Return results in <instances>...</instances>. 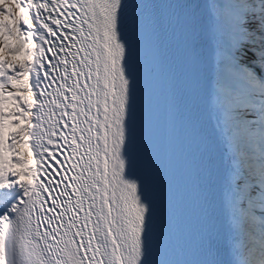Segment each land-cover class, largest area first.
Wrapping results in <instances>:
<instances>
[{
  "label": "snow or ice",
  "instance_id": "snow-or-ice-1",
  "mask_svg": "<svg viewBox=\"0 0 264 264\" xmlns=\"http://www.w3.org/2000/svg\"><path fill=\"white\" fill-rule=\"evenodd\" d=\"M0 34L36 157L12 166L0 107V264H264V0H0Z\"/></svg>",
  "mask_w": 264,
  "mask_h": 264
},
{
  "label": "rangeland",
  "instance_id": "rangeland-1",
  "mask_svg": "<svg viewBox=\"0 0 264 264\" xmlns=\"http://www.w3.org/2000/svg\"><path fill=\"white\" fill-rule=\"evenodd\" d=\"M221 0H213L212 3L222 4L220 2ZM18 12V10H16ZM14 27V25H13ZM26 31V29H25ZM21 39H24V37H21ZM9 43L14 47L17 43L16 36H12L9 38ZM24 56L27 59L28 54L26 48H22L19 52H10L6 49L4 44V38L3 35L0 34V60H8V61H16V66L19 67V60L20 56ZM19 58V60H18ZM10 67V66H9ZM259 71V69H257ZM261 74V73H260ZM13 75L19 76V81L17 82L16 89H12L9 87L8 89L3 91V101L0 102V107L3 108V111L5 113L6 121L4 122V129H3V136H4V142L7 143L6 146H8L9 143H13L15 146L16 151L10 152L8 149L6 153H9L10 158L16 157L19 160L25 161L26 160V152H25V146H24V138L25 135L17 136L15 140L13 141L11 139V134L19 132L21 128H23L26 125V121L24 118L19 115V112L21 110L28 111L27 108L24 107L26 102H30V94L28 91V85L26 83L27 78L22 73H13ZM10 112H16V115H8ZM254 117H249V119H252ZM8 148V147H7ZM24 165L18 164L13 160L12 166L19 171L20 168H24Z\"/></svg>",
  "mask_w": 264,
  "mask_h": 264
},
{
  "label": "bare ground",
  "instance_id": "bare-ground-1",
  "mask_svg": "<svg viewBox=\"0 0 264 264\" xmlns=\"http://www.w3.org/2000/svg\"><path fill=\"white\" fill-rule=\"evenodd\" d=\"M197 1V3H199L201 6H203V5H205V4H210V3H212L213 2V0H196ZM215 1V0H214ZM222 1V2H221ZM220 2L223 4V3H225L226 2V0H221ZM32 42H34V43H36V42H38L37 40H35V38L33 39V41ZM28 46H30V44L28 45ZM45 47H48V45H46ZM245 47H248L247 45H245ZM29 57V56H28ZM19 58H20V60H19ZM18 58V62H19V64L21 63V62H27L29 59H30V57L27 59L26 57L24 58V56L22 55V56H20ZM254 57H253V54L251 53V52H249V54H248V60L250 61L251 59H253ZM48 61H45V63H47ZM244 61H242V63H243ZM211 63L213 64V66L215 65V48H214V46H213V50H212V53H211ZM258 71V70H257ZM258 73H259V71H258ZM27 80H26V83H27V85H28V89L30 88V86H31V84H32V82H33V80H34V77L31 75V74H29L27 77ZM49 90H51V89H49ZM29 94H30V100L32 99V96H31V92H29ZM202 102H203V108H204V112H205V114H206V116H211V122H210V126L212 127V128H215V125H216V115H217V113H216V111H215V109L213 108V106H212V98H211V96L209 95V96H206V97H204L203 99H202ZM24 146H25V152H26V160L24 161L25 162V165H24V168H36V160H35V156L33 155V153H32V149L30 148V146H29V142H28V140L26 139V135H25V138H24ZM227 152H228V147H227V144H226V142H223L222 140L218 143V147H217V155L218 156H226V154H227ZM20 170H21V168H20Z\"/></svg>",
  "mask_w": 264,
  "mask_h": 264
},
{
  "label": "trees",
  "instance_id": "trees-1",
  "mask_svg": "<svg viewBox=\"0 0 264 264\" xmlns=\"http://www.w3.org/2000/svg\"><path fill=\"white\" fill-rule=\"evenodd\" d=\"M4 122H7V121H6V117H4ZM6 145H7V143H5V152L8 150V148H7Z\"/></svg>",
  "mask_w": 264,
  "mask_h": 264
}]
</instances>
